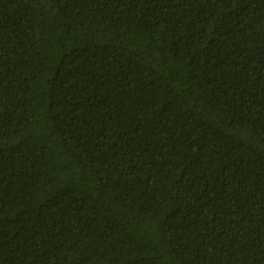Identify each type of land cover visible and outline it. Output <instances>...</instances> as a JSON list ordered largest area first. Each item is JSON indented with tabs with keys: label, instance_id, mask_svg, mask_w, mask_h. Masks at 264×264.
Listing matches in <instances>:
<instances>
[{
	"label": "trees",
	"instance_id": "trees-1",
	"mask_svg": "<svg viewBox=\"0 0 264 264\" xmlns=\"http://www.w3.org/2000/svg\"><path fill=\"white\" fill-rule=\"evenodd\" d=\"M0 264H264V0H0Z\"/></svg>",
	"mask_w": 264,
	"mask_h": 264
}]
</instances>
